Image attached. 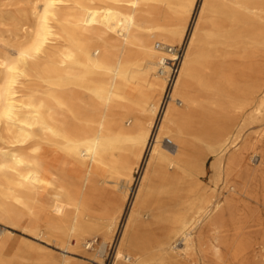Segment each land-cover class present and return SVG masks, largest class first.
<instances>
[{
	"label": "bare ground",
	"instance_id": "6f19581e",
	"mask_svg": "<svg viewBox=\"0 0 264 264\" xmlns=\"http://www.w3.org/2000/svg\"><path fill=\"white\" fill-rule=\"evenodd\" d=\"M196 2L0 0V221L63 252L8 254L0 230V264L103 263L142 165L113 264H248L264 0H202L164 98Z\"/></svg>",
	"mask_w": 264,
	"mask_h": 264
},
{
	"label": "rangeland",
	"instance_id": "374dc122",
	"mask_svg": "<svg viewBox=\"0 0 264 264\" xmlns=\"http://www.w3.org/2000/svg\"><path fill=\"white\" fill-rule=\"evenodd\" d=\"M9 0H2L3 3H7ZM202 0H197L195 8L192 12V15L189 20V25L187 29L186 41L176 46L175 53L179 57L173 61L172 71L169 74V80L167 85V91L164 94V98L169 94L170 89L172 88L173 82L177 75V70L180 68L181 60L186 52L187 41L190 36L193 22L198 13L199 7L201 5ZM209 18V14H206L207 22ZM208 25V24H207ZM161 116V113H160ZM159 122V120H158ZM158 125V123H157ZM156 132V130H155ZM154 132V133H155ZM264 123L259 124L251 128L246 135H249L253 141H257V149L260 155V161L257 160V157L251 161V166L253 168H258L259 172L256 177L249 176L243 172L239 174L236 178V183L244 190V195H241L236 198V202L238 205V213H245L248 216V226L245 231H247L248 235L251 236V239L255 242V251L250 253L248 264H264V246L261 243V234L262 227H264ZM212 157L208 159L207 162V174L203 178V180L208 183L211 169H210V161ZM144 165H142L137 172L134 173V179L128 185V199L126 202L127 209L125 211V215L122 220L118 224L117 228L113 232L112 242L109 244V250L107 256L103 257V263L90 261L84 256L88 257L89 255H72V259L83 262L84 264H113L115 251L117 249L119 238L121 236L123 224L125 221L126 214L129 210L131 201L133 200L135 193L137 191V187L139 184L140 177L143 173ZM224 192V197L226 194V189L224 188V184L220 183L219 191ZM230 197H228L229 199ZM26 223L22 225H14L9 224L4 221H0V230H5V234H7L6 238L9 243V247L7 253H13L18 247H34L37 252L45 254V255H57L60 256L63 254L62 249L56 245L54 241H50L48 239H41L35 236L34 233L25 228ZM227 263L230 264H244L241 262H232L229 258L227 259Z\"/></svg>",
	"mask_w": 264,
	"mask_h": 264
}]
</instances>
